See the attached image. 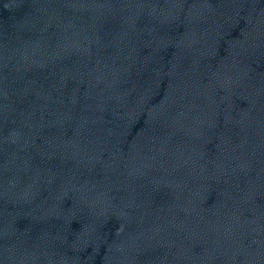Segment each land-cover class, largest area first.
Instances as JSON below:
<instances>
[{"label": "water", "instance_id": "95a60500", "mask_svg": "<svg viewBox=\"0 0 264 264\" xmlns=\"http://www.w3.org/2000/svg\"><path fill=\"white\" fill-rule=\"evenodd\" d=\"M0 264H264V0H0Z\"/></svg>", "mask_w": 264, "mask_h": 264}]
</instances>
